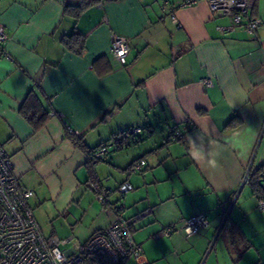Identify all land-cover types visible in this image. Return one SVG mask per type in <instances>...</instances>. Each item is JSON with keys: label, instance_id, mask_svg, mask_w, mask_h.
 Masks as SVG:
<instances>
[{"label": "crops", "instance_id": "0c3cea01", "mask_svg": "<svg viewBox=\"0 0 264 264\" xmlns=\"http://www.w3.org/2000/svg\"><path fill=\"white\" fill-rule=\"evenodd\" d=\"M180 2L100 0L74 19L62 10L78 0H0L7 35L0 145L18 182L33 190L28 204L46 237L84 242L121 204L133 218L143 264H176L188 250L201 255L214 235L216 242L232 238L230 264H264V208L243 181L264 163V0L250 10L261 21L253 33L203 0ZM72 32L84 37L81 54L61 43ZM114 34L128 42L124 64L110 52ZM32 88L52 109L36 131L19 113ZM131 127L140 128L136 143L147 147L133 152L107 142ZM160 128L165 137L155 141ZM173 130L180 138L167 141ZM67 133L91 149L107 143L106 182L98 163L107 158L93 166L94 178L110 189L104 202L90 187L87 154ZM138 160L145 165L135 171ZM123 182L133 189L119 200ZM194 214L209 224L188 236L183 223ZM168 226L169 235L156 237Z\"/></svg>", "mask_w": 264, "mask_h": 264}, {"label": "built area", "instance_id": "2783aa9c", "mask_svg": "<svg viewBox=\"0 0 264 264\" xmlns=\"http://www.w3.org/2000/svg\"><path fill=\"white\" fill-rule=\"evenodd\" d=\"M199 1L181 0L180 4L191 6ZM203 1L211 12L230 16L235 24L244 26L250 33L260 25V19L250 14L255 0ZM170 16L175 20L172 13ZM6 41L7 35L0 24L1 56H7L4 46ZM110 52L120 64H124L129 53L126 38L112 35ZM205 82L210 83V80L206 79ZM139 130L135 128L133 132ZM108 151V146L103 143L93 151L92 158L105 160ZM144 165V160H138L132 164V169L140 171ZM247 179L248 174L243 181ZM90 187L95 197L104 202L110 189L102 188L94 182H90ZM132 189V184L123 182L115 191L119 200H122ZM32 195L31 188L18 182L12 163L0 145V264H127L129 259H134L137 264L144 263L142 247L131 233L133 218L123 215L121 204L112 209L115 219L106 228L95 231L87 240L79 242L72 236H44L28 204ZM259 208H264V202H260ZM208 224L203 214H194L184 220L183 230L192 236ZM173 230L174 227L168 226L157 233L156 237L169 235Z\"/></svg>", "mask_w": 264, "mask_h": 264}, {"label": "trees", "instance_id": "16d2710c", "mask_svg": "<svg viewBox=\"0 0 264 264\" xmlns=\"http://www.w3.org/2000/svg\"><path fill=\"white\" fill-rule=\"evenodd\" d=\"M98 2H100V0H78L77 4L64 5L62 14L64 16H69L76 19L85 9L97 4ZM61 43L66 49L76 54H81L85 46L84 37L78 32H72L69 35L63 36L61 38ZM51 111L52 109L49 101L46 103L43 102V100L41 99V92L38 88H32L19 107L20 115L30 124L34 131L39 130L44 126V124L50 118ZM68 136L74 142V144L85 151L88 156V170L90 175L89 181L98 183L93 175V166L98 161L92 158V153L96 148H88L82 137L80 136L71 133H69ZM172 137L176 140L180 138L174 130L169 133L167 141H171ZM140 139L141 137L139 136L138 132L136 133L131 129H125L124 131H121L112 136V138L107 142L110 141L111 144H114L116 148L121 149L125 146L130 145L131 143L140 141ZM105 144L107 145V143ZM248 184L252 190L253 195L261 202H264V163L249 171Z\"/></svg>", "mask_w": 264, "mask_h": 264}, {"label": "rangeland", "instance_id": "374dc122", "mask_svg": "<svg viewBox=\"0 0 264 264\" xmlns=\"http://www.w3.org/2000/svg\"><path fill=\"white\" fill-rule=\"evenodd\" d=\"M136 127H131L128 129H135ZM163 130L162 128H160L159 130L156 131L153 140L158 141V138H160L159 135H162L163 139L165 137L166 131L163 130V133L160 131ZM139 136L142 137V135L144 134L142 131H139ZM150 143L146 142L145 144H143L142 146L139 145V143L136 144H130L129 148H131L130 150L135 152L137 149L138 150H142L143 147H147ZM145 149V148H144ZM109 150V148H108ZM110 151H112L110 149ZM130 152V151H129ZM109 156V152L107 155V163H98L99 166L103 167V175L102 178L105 181V179L107 178L106 174L109 173L108 170H106L104 168V166H110L108 165V163L110 162V158ZM146 167V166H145ZM115 170V169H114ZM116 172H123L120 170H116ZM106 173V174H105ZM109 179V176H108ZM106 182V181H105ZM133 186V185H132ZM151 191L155 190V187L151 186L150 187ZM216 235H214L209 243V246L207 247L206 251L200 255L199 252H196L194 250H188L187 252H184L182 255H180V253L177 255L176 259L177 262L176 264H230V255L229 251H230V243H229V239H232L231 237L229 238V236L224 235L223 240L220 238L217 242L215 241ZM237 238V237H235ZM216 242V243H215ZM224 243V244H223Z\"/></svg>", "mask_w": 264, "mask_h": 264}, {"label": "clouds", "instance_id": "9594fccd", "mask_svg": "<svg viewBox=\"0 0 264 264\" xmlns=\"http://www.w3.org/2000/svg\"><path fill=\"white\" fill-rule=\"evenodd\" d=\"M212 162L215 163V160H213Z\"/></svg>", "mask_w": 264, "mask_h": 264}]
</instances>
